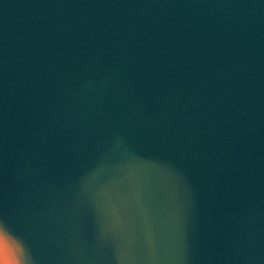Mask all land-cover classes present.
Instances as JSON below:
<instances>
[{"label": "water", "instance_id": "1", "mask_svg": "<svg viewBox=\"0 0 264 264\" xmlns=\"http://www.w3.org/2000/svg\"><path fill=\"white\" fill-rule=\"evenodd\" d=\"M0 219L33 264H264V0H0Z\"/></svg>", "mask_w": 264, "mask_h": 264}, {"label": "clouds", "instance_id": "2", "mask_svg": "<svg viewBox=\"0 0 264 264\" xmlns=\"http://www.w3.org/2000/svg\"><path fill=\"white\" fill-rule=\"evenodd\" d=\"M0 247L7 250V255L0 257V264H33L25 241L2 219H0Z\"/></svg>", "mask_w": 264, "mask_h": 264}, {"label": "snow or ice", "instance_id": "3", "mask_svg": "<svg viewBox=\"0 0 264 264\" xmlns=\"http://www.w3.org/2000/svg\"><path fill=\"white\" fill-rule=\"evenodd\" d=\"M7 255V250L3 247H0V257Z\"/></svg>", "mask_w": 264, "mask_h": 264}]
</instances>
